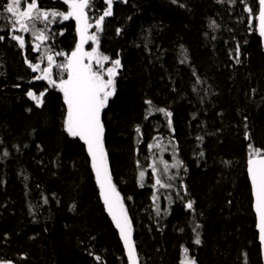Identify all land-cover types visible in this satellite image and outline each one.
<instances>
[{
    "label": "trees",
    "instance_id": "trees-1",
    "mask_svg": "<svg viewBox=\"0 0 264 264\" xmlns=\"http://www.w3.org/2000/svg\"><path fill=\"white\" fill-rule=\"evenodd\" d=\"M114 1L101 51L122 69L102 122L137 264H262L246 160L254 149L264 156V48L245 11L258 0ZM98 2L106 10L98 0L90 15H102ZM33 31L0 27V262L130 264L87 146L64 130L62 95L35 79L48 55L73 51L75 26L44 29L43 41ZM60 70L52 68L57 81L67 77ZM29 90L45 92L41 106Z\"/></svg>",
    "mask_w": 264,
    "mask_h": 264
},
{
    "label": "snow or ice",
    "instance_id": "snow-or-ice-1",
    "mask_svg": "<svg viewBox=\"0 0 264 264\" xmlns=\"http://www.w3.org/2000/svg\"><path fill=\"white\" fill-rule=\"evenodd\" d=\"M68 5V11L65 12H48L43 10L38 3V0H28L26 4L23 0H10L6 3L5 10L11 14L15 19L11 22V31H24L29 32L30 27L34 29L33 36L36 40H46L48 37L44 33V29H36L35 22L43 20L49 22V17L61 16L63 20L74 18L77 23V31L80 35V43L76 45L75 50L71 54L66 56V63L58 64L57 67L61 68L67 73V78H61L57 83L52 79V62L53 56L48 55L47 60L49 66L43 69V75L35 77V79L47 80L48 84L52 87H56L63 93L64 103L66 105V115L64 120V130L71 137H78L87 146V151L91 157V166L95 171L96 179L100 187L101 195L104 200V204L107 206L109 214L116 223V227L120 231V235L124 240V244L128 251V259L130 264H137V258L135 255V248L130 239L131 226L127 217V213L124 209L123 201L120 198L119 193L116 191L115 185L112 183V178L108 170L107 153L104 148V124L101 119V114L108 104L109 98L114 94L115 83L114 78L118 74V69L121 67L120 59H114L111 61L112 67H108L104 71H97L93 69L92 61L95 60L97 64L102 67V61L107 62L110 58L106 55L99 54L98 37L96 35H89L88 29L92 27L88 23V15L85 9L93 6L94 0H63ZM107 5L106 10L103 11L95 21V27L97 31L102 30V24L105 17L112 15V0H104ZM126 3L127 0H124ZM175 3L176 0H173ZM245 11L249 12L256 19H258V32L261 37H264V0H258V8L254 13L252 7H246ZM214 23V22H213ZM19 25V28L16 27ZM119 29L117 30L119 34ZM5 37L0 36V40ZM11 38L19 42V46L23 48L25 46V38L20 35H12ZM93 41L97 43V47H94L91 52L83 51V45L87 41ZM39 48V45L36 46ZM239 48H237V54ZM57 56L65 55L64 53L57 52ZM85 58L88 59V63H85ZM29 67L33 71L39 70V64H33L30 61ZM239 62V60H237ZM105 75L107 79H105ZM47 91V89L45 90ZM45 92H41L37 96L33 91L29 90L27 96L36 102L37 106L43 104V96ZM149 105L150 112L152 108V101L145 102ZM159 112H164L166 116L170 117L171 113L166 112L165 109H155ZM149 112V114H150ZM169 123L171 121L169 120ZM140 129L137 128V132ZM149 149L154 147L148 146ZM251 148L252 146L249 145ZM4 155H7L5 152ZM203 155V153H201ZM259 150H253L248 160V172L251 177V184L255 196V212L258 216V228L259 239L264 243V158H253L259 156ZM181 162L177 161L173 167H179ZM165 170L168 165L165 163ZM156 169L153 167V172ZM145 173L140 172V177L143 178ZM169 180L173 177H168ZM156 185L161 187H172L171 184H163L160 178L155 181ZM179 196V193H177ZM157 197L154 196V199ZM193 201H188L186 204L187 209H193ZM159 214V209H157ZM199 225L197 224L193 231L196 232ZM195 244L199 245L201 240L199 233L197 232V238ZM187 252V249H185ZM99 259V257H97ZM185 264H196L194 258L185 261Z\"/></svg>",
    "mask_w": 264,
    "mask_h": 264
},
{
    "label": "bare ground",
    "instance_id": "bare-ground-1",
    "mask_svg": "<svg viewBox=\"0 0 264 264\" xmlns=\"http://www.w3.org/2000/svg\"><path fill=\"white\" fill-rule=\"evenodd\" d=\"M8 2H10V0H4V4H3V6L0 8V27H1V31H5V30H7V31H11L10 29H11V22L15 19V17H13L11 14H9V13H7L6 12V10H5V5H6V3H8ZM28 2V0H23V3L24 4H26ZM97 2V1H96ZM38 3L40 4V6H41V8L43 9V10H46V11H48V12H53V11H58V12H67L69 9H68V5L67 4H65L64 2H63V0H38ZM95 3V2H94ZM114 3H115V1L113 0V6H114ZM100 2H98L97 4H96V10H95V12L97 13V14H99V13H102L104 10L103 9H101L100 7ZM113 6H112V12H113ZM108 17H110V16H107L106 18H108ZM106 18H105V20H106ZM63 20V18L61 17V16H57V17H55V18H53V17H49V22H44L43 20H40V21H36L35 22V24H38L42 29H47V28H51V27H53V26H55V25H63V24H65L66 22H72V21H62ZM104 23H105V21L103 22V24H102V26H103V29H104ZM74 24V23H73ZM17 26V25H16ZM74 26H75V24H74ZM257 28H258V20H257ZM103 29H102V33H101V35L103 34ZM75 33H76V29H75ZM77 36V35H76ZM261 37V36H260ZM252 39V38H251ZM77 41H78V38H77ZM261 41H262V37H261ZM77 44V43H76ZM76 46V45H75ZM262 46H263V41H262ZM107 47H110V44L109 43H107ZM75 48V47H74ZM263 48H264V46H263ZM100 49H101V40H100ZM74 50V49H73ZM72 52V51H71ZM70 52V53H71ZM104 55H106V56H108L109 58H110V60L112 61L113 59H112V57L111 56H109V55H107L106 53H103ZM121 69H122V67H121ZM121 71V70H120ZM119 71V72H120ZM118 76H119V74H118ZM118 78V77H117ZM263 78H264V75H263ZM51 88V87H50ZM52 89V88H51ZM54 90V89H53ZM56 91V90H55ZM116 91V90H115ZM58 92V91H57ZM194 92L196 93V91L194 90ZM212 95V94H211ZM216 96H217V94H216ZM221 96V95H220ZM114 98V95H113V97L108 101V104H107V106H106V108L104 109V110H106L107 108H108V105H109V103H110V101L112 100ZM64 100V99H63ZM104 133H105V129H104ZM71 137V136H70ZM73 138V137H72ZM107 152V151H106ZM258 157H264V156H258ZM258 157H253V158H258ZM246 160H249V158H247ZM247 169H248V163H247ZM93 170V169H92ZM94 173V172H93ZM111 173V172H110ZM95 177V176H94ZM248 178H249V174H248ZM113 179V178H112ZM96 181V180H95ZM249 184H250V181H249ZM250 187H251V184H250ZM119 192V191H118ZM251 194H252V190H251ZM122 196V195H121ZM252 199H253V197H252ZM252 207H253V205H252ZM106 209V208H105ZM107 211V210H106ZM253 212H254V210H253ZM108 213V212H107ZM109 214V213H108ZM129 215V214H128ZM255 215V214H254ZM255 219H256V216H255ZM113 221V220H112ZM114 223V222H113ZM131 223V222H130ZM131 226H132V224H131ZM116 227V226H115ZM117 229V228H116ZM118 230V229H117ZM132 230H133V228H132ZM119 231V230H118ZM254 232H256V234H257V238H258V232H257V228H256V226H255V228H254ZM120 233V232H119ZM122 238V237H121ZM122 240H123V238H122ZM124 241V240H123ZM259 242V241H258ZM133 245H134V240H133ZM260 245V244H259ZM126 247V246H125ZM134 248H135V245H134ZM126 250H127V248H126ZM260 250H261V247H260ZM260 254H261V252H260ZM127 255H128V251H127ZM261 262H262V264H263V260H262V255H261ZM3 263V262H2ZM6 264H9V263H6Z\"/></svg>",
    "mask_w": 264,
    "mask_h": 264
},
{
    "label": "rangeland",
    "instance_id": "rangeland-1",
    "mask_svg": "<svg viewBox=\"0 0 264 264\" xmlns=\"http://www.w3.org/2000/svg\"><path fill=\"white\" fill-rule=\"evenodd\" d=\"M96 1H98V0H94V2H96ZM112 6H113V0H112ZM85 11H86V13H87V15H88V23H89L90 25H92V27H90V28L88 29V34H89V35H96V36L98 37V48H99V54H100V55H104V54L102 53L101 49H100V40H101V33H102V30H101V31H97V29H96V27H95V21H96V19H97L99 16H98V15H90L88 9H85ZM105 18H106V17H105ZM62 21H63V22H64V21H72V22L75 24L76 35H77V38H78L77 44L80 43V35H79V32L77 31V23H76V20H75L74 18H69L68 20H62ZM104 21H105V19H104ZM104 21H103V22H104ZM102 29H103V26H102ZM77 44H76V45H77ZM94 47H97V43H94L93 41L89 40V41H87L86 43H84V45H83V51H85V52H91L92 49H93ZM75 48H76V46H75ZM75 48H74V50H75ZM69 54H71V53H67V54H65V55H62V56H61V61H59V60H57V59L54 60V61L52 62V68H53V69H57V68H58V67H57L58 64L66 63V56L69 55ZM84 62H85V63H88L89 61H88L87 58H85V61H84ZM92 65H93V69H94V70H97V71H104V70H106L108 67H112L111 60H109V61H107V62H103V61H102V67H101L100 64H97L95 60H93V61H92ZM58 69H59V68H58ZM120 70H121V67H120V69H118V74H119V71H120ZM60 71H62V69H61ZM118 74H117L116 77L114 78L115 90H116V84H117V77H118ZM63 75H64V73L62 74V77H63L64 79H66L67 77H64ZM52 79L56 80V79L54 78L53 75H52ZM105 79H107V76H106V75H105ZM56 81H57V80H56ZM58 82H59V81H57V83H58ZM50 87H51L52 89L58 91V92L62 95V97H63V93L60 92L58 88H56V87H52L51 85H50ZM114 93H115V91H114ZM113 95H114V94H113ZM113 95L109 98V100L113 97ZM109 100H108V101H109ZM105 108H106V107H105ZM103 111H104V110H103ZM102 113H103V112H102ZM101 119H102V114H101ZM73 138H78V137H73ZM81 141H82V140H81ZM82 142H83V141H82ZM104 148H105V144H104ZM105 151H106V148H105ZM106 153H107V152H106ZM107 162H108V170H109V173H110L109 161H108V155H107ZM92 169H93V168H92ZM93 172H94V176H95L96 183H97V185H98V187H99V184H98L97 179H96L95 171L93 170ZM110 175H111V173H110ZM111 178H112V175H111ZM112 183L114 184L113 179H112ZM115 188H116V186H115ZM99 190H100V187H99ZM116 191L118 192L117 188H116ZM118 193H119V192H118ZM100 194H101V191H100ZM119 195H120L121 200L123 201L124 209H125V211H126V213H127V217H128V219H129L128 211H127L126 205H125V203H124L123 197L121 196L120 193H119ZM101 197H102V195H101ZM102 200H103V197H102ZM103 203H104V200H103ZM104 206H105V208H106V210H107V206H106L105 204H104ZM107 212H108V210H107ZM108 213H109V212H108ZM109 215H110V214H109ZM110 217H111V219H112V216H111V215H110ZM112 220H113V219H112ZM129 221H130V219H129ZM113 222H114V225L116 226V223H115L114 220H113ZM130 226H131V223H130ZM116 228H117V227H116ZM117 229H118V228H117ZM118 230H119V229H118ZM119 232H120V231H119ZM130 239H131V241L133 242V230H132V226H131ZM0 264H6V263H2V262H0Z\"/></svg>",
    "mask_w": 264,
    "mask_h": 264
},
{
    "label": "water",
    "instance_id": "water-1",
    "mask_svg": "<svg viewBox=\"0 0 264 264\" xmlns=\"http://www.w3.org/2000/svg\"><path fill=\"white\" fill-rule=\"evenodd\" d=\"M262 41H263V46H264V37H262ZM259 158H264V157H258L256 159H259ZM249 167V165H248ZM249 174V172H248ZM249 181H250V184H251V177H250V174H249ZM251 190H252V197H253V210H254V214L256 216V228H257V232H258V241H259V244H260V247H261V255H262V260H263V264H264V243H262L259 239V228H258V223H259V220H258V216L255 212V196H254V192H253V188H252V184H251Z\"/></svg>",
    "mask_w": 264,
    "mask_h": 264
}]
</instances>
